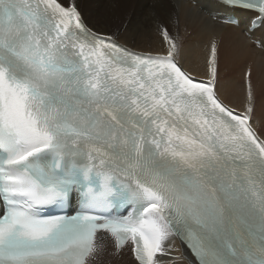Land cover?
<instances>
[{"label":"snow or ice","instance_id":"6c2138e0","mask_svg":"<svg viewBox=\"0 0 264 264\" xmlns=\"http://www.w3.org/2000/svg\"><path fill=\"white\" fill-rule=\"evenodd\" d=\"M208 15L264 55V0ZM154 31L137 50L81 0H0V264H98L109 242L134 264H264L253 66L238 111L219 34L199 78L178 13Z\"/></svg>","mask_w":264,"mask_h":264},{"label":"bare ground","instance_id":"6f19581e","mask_svg":"<svg viewBox=\"0 0 264 264\" xmlns=\"http://www.w3.org/2000/svg\"><path fill=\"white\" fill-rule=\"evenodd\" d=\"M83 11L90 23L102 32L115 33L119 42L137 50L155 48L158 40L154 31L156 18L174 19L178 13L182 33L187 31L189 40L195 45L191 54L195 72L199 78L206 74L204 66V44L213 34L222 37L223 48L228 53L221 63V98L229 107L238 111L244 108L245 91L243 72L249 63L253 66V85L257 96L254 123L259 131H264V55L244 48L241 39L231 30L221 29L208 15L213 3L197 1L207 6L203 13L195 8L189 11L187 1L169 0H81ZM126 11V18L115 30L118 16ZM179 244V242H177ZM186 251V250H185ZM98 264H134L133 258L125 250L120 255L109 249Z\"/></svg>","mask_w":264,"mask_h":264},{"label":"rangeland","instance_id":"374dc122","mask_svg":"<svg viewBox=\"0 0 264 264\" xmlns=\"http://www.w3.org/2000/svg\"><path fill=\"white\" fill-rule=\"evenodd\" d=\"M126 13H127L126 11H122V13L118 16V20L115 26L112 27L110 26L112 30H115L116 25L117 24L120 25L124 21V19L126 18Z\"/></svg>","mask_w":264,"mask_h":264}]
</instances>
